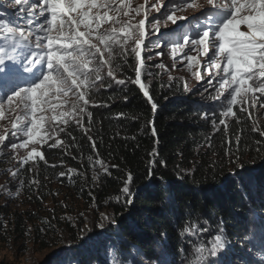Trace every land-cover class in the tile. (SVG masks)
<instances>
[{"label":"snow or ice","instance_id":"obj_1","mask_svg":"<svg viewBox=\"0 0 264 264\" xmlns=\"http://www.w3.org/2000/svg\"><path fill=\"white\" fill-rule=\"evenodd\" d=\"M13 4L20 6L22 15L14 20H0V76L15 81L28 74V81L26 86L12 88L8 95L0 93V117L6 111L14 114L10 117L13 121L11 139L7 132L0 134V146L15 151L29 149L33 145L29 155L22 160V165L31 158L45 160L35 145L46 143L57 130L64 131L56 123H50L45 134L41 135L46 119L44 113L52 112L53 115L47 119L64 125L69 123L71 117L84 130L81 117L91 116L86 111L90 107L86 97L96 83L104 79L102 71L106 68L108 78L117 85H125L124 79H116L114 75L121 67H113L111 58L116 55L125 63L129 58L135 61L133 83L139 86L146 102L155 111L157 104L146 84L141 82V75L142 72L151 75L146 61L163 53L153 51L161 44L149 37L159 34L160 28L169 22L176 25L180 20H188L186 16L177 15L183 9L199 12V15L191 18L197 21V31L194 36L185 34L183 43L174 44L171 52L174 57L183 53L182 59L192 61L195 57L185 53V47L191 45V52L200 50L202 46L203 52L208 53L211 45L212 57L205 67L206 70L209 66L215 68L208 81L215 94L209 98L216 101L223 97L219 124L224 125L227 131L226 118L236 116L234 106L239 105V110L248 113L249 117V109L258 102L264 107V102L260 101V97H264V0H243V3L241 0H168L167 4L162 0L153 3L145 0L144 4L136 7L132 6L130 0H31V3L29 0H13ZM153 11L159 15L149 19ZM146 24L149 25L147 30ZM241 25L245 26L244 30H241ZM152 66L164 67L163 64ZM69 93L75 94L76 102L70 105V111L58 110L66 103L62 98ZM95 106L110 107L104 104ZM212 125L214 128L217 126L214 114ZM253 130L258 129L254 127ZM152 132L156 134L154 127ZM260 134L264 137V131H260ZM6 139L9 141L7 145ZM59 143L56 140L49 148H55ZM232 143L229 138L225 152L227 159L222 164L243 169L244 162L240 155L232 151ZM260 143L257 141V144ZM239 144L238 136L235 141L237 150ZM19 174V170L11 173L13 177ZM152 174L150 170L149 179ZM132 179L129 174L121 195L116 198L124 206H130L134 200ZM96 211L98 209L93 210ZM79 215L83 218V213ZM65 219L72 227L76 226L73 217ZM88 220L89 223L93 222L92 217ZM105 222L115 223L112 213H100L97 223L103 228ZM222 223L212 232L206 221L201 226L198 221L189 219L179 230L182 237L191 238L188 243L193 249L195 264H225V257L232 247ZM108 251L115 253L113 264H125L124 254L119 248L110 247ZM128 264L134 262L129 261ZM151 264H163V261L153 260ZM260 264H264V257Z\"/></svg>","mask_w":264,"mask_h":264},{"label":"trees","instance_id":"obj_2","mask_svg":"<svg viewBox=\"0 0 264 264\" xmlns=\"http://www.w3.org/2000/svg\"><path fill=\"white\" fill-rule=\"evenodd\" d=\"M118 65L125 73V85L106 84L89 107V131L72 128L66 136L71 155L63 156L81 174L78 180L82 184L77 189L85 198H94L99 208H111L115 220L102 231L93 226L86 233L91 238L101 232L92 244L76 247L84 235L74 237V263L113 264L115 253L108 248L115 247L123 252L125 264L153 260L185 264L193 258L188 243L191 238L182 237L179 230L191 219L201 226L206 221L212 231L222 221L232 247L225 262L241 264L239 252L248 243L250 227L258 226L250 224L251 218L262 216L264 210V137L243 124L230 139L235 154L248 156L244 168L224 166L228 144L226 138H218L221 133L215 134L213 144L209 143L204 152L198 149L209 140L211 130L203 118L208 110L204 100L186 93L179 84L163 86L154 80L148 87L157 104L153 111L142 90L133 83L135 64H131V58ZM99 104L110 107L95 106ZM238 136L239 150L235 145ZM45 155L49 156L46 149ZM97 162L105 164L107 171L100 173L101 184L90 194L84 178ZM41 167L49 174L57 171L45 164ZM150 170L153 174L149 179ZM129 174L133 177L134 200L124 206L116 198ZM259 216L256 219L263 223L264 215Z\"/></svg>","mask_w":264,"mask_h":264},{"label":"rangeland","instance_id":"obj_3","mask_svg":"<svg viewBox=\"0 0 264 264\" xmlns=\"http://www.w3.org/2000/svg\"><path fill=\"white\" fill-rule=\"evenodd\" d=\"M130 2L133 7H136L144 4L145 0H130ZM148 2L153 3L155 0H148ZM162 2L167 4L168 0H162ZM241 2L243 3V0ZM29 3H31V0H29ZM19 7L13 4V0H0V20L17 19L22 15L19 12ZM158 15L153 11L149 19ZM177 15L186 16L189 19L180 20L176 25L169 22L166 26L160 28L159 34L150 35L149 38L152 41L158 40L161 44L160 48L153 49V51L162 52L163 55L154 56L151 61H146L150 66L151 75H145L142 72L141 82L145 83L147 88L154 80L160 81L163 86L174 82L181 85L186 93L205 101L208 116L203 118L207 120L211 130L208 133L209 140L198 148L200 152H204L210 146L209 143L213 142L215 134L221 133L218 138L224 137L228 141L243 124L250 125L252 130L255 127L258 130L253 131L257 132V135H261L260 131H264V107L261 106L260 102L249 109L251 117L248 113L241 112L239 105L234 106L233 111L236 116L226 118L227 131L224 130V125L219 124L220 112L224 106L223 97L221 100L216 101L209 98L210 95L215 94V90L208 86V81L211 79L210 73L214 74L215 68L209 66L206 70L205 67L212 57L211 45H209L210 50L208 53L203 52L202 46L200 50L191 52H189L191 45L185 47L184 52L195 57L192 61L182 59L183 53L174 57L171 52L174 44L183 43L185 34L195 35L197 21L191 20V18L193 15H199V12L193 9H183ZM139 18L137 17V19ZM190 20L191 23H189ZM104 27H107V25ZM148 27L149 25L146 24V30ZM244 29L245 26L241 25V30ZM111 59L114 68L118 66L119 61L125 63L119 55ZM131 64H135L132 59ZM158 64H163L164 67L152 66ZM122 70L119 67L114 72L116 79L126 80L123 76L125 73ZM106 72L107 69L105 68L101 73L104 79L98 81L96 87L88 92L86 98L89 99L90 106L96 101V93H99L106 84L115 83L114 80L106 76ZM27 81L28 74H24L15 81L0 76V93L8 95L12 88L18 85L26 86ZM257 95L260 94L257 93ZM62 99L66 100V103H63L58 110L70 111V105L76 102L75 94L69 93L66 98ZM260 101L264 102V97H260ZM86 111L89 112V108ZM213 114L217 121L216 128L212 125ZM13 115L6 111L0 117V134L7 132L9 139H11V123L13 122L10 117ZM44 115L46 119L41 135L45 134L50 123H56L58 128H64V131L57 130L46 143L41 142L35 145L37 151L45 157V160L31 158L27 164L22 165V160L29 155L30 148L33 145H30L29 149L20 148L15 151L10 147L0 146V264H75L76 257L71 254L74 250L71 246L75 240L74 237L84 235V240L76 244V247L87 242L92 244V239L98 238L101 232L92 234L93 237L91 238L85 236L86 233H90L93 226H97L98 231H102L109 224V222H105L103 228L99 226L97 221L100 213L108 211L113 214L111 208L107 206L99 208L95 200L87 199L80 193L81 191L77 189V185L82 184V180H78V175L81 174L64 159V154L71 155L69 151L71 145L66 140V136L70 135V129H81V127L77 126L71 117H69V123L64 125L59 121L52 122L47 119V117L53 115L52 112H46ZM77 115L80 114L77 113ZM89 119L90 116L87 115L81 117V124L84 129L81 130L84 132L89 131ZM56 140L60 141L57 147L49 148V145ZM218 141L222 140L218 139ZM8 143L9 141L6 139L5 145ZM45 149L49 153L48 157L45 155ZM239 155L242 161H246L248 158L246 154L240 153ZM41 164L56 168L57 171L54 174H49L45 168L41 167ZM104 165L101 162L93 163L92 171L88 174V177L84 178V181H87L86 187L90 194L94 188L101 184L100 173L104 171ZM17 170H19V176L13 177L11 173ZM250 183L252 186L253 180H250ZM94 209H98V211L93 212ZM80 213H83V218L79 215ZM262 214L264 215V210ZM263 215H253L251 218L250 224L252 225L254 222L258 226L252 225L250 227L249 235H247L248 243L245 245L244 250L239 252L243 257L239 260L241 264H260L261 258L264 257V222L259 223V218L256 219L257 216L261 218ZM65 217H73L76 226L72 227ZM89 217L93 218V222L89 223ZM142 262L151 264V261ZM185 264H195L194 256Z\"/></svg>","mask_w":264,"mask_h":264}]
</instances>
